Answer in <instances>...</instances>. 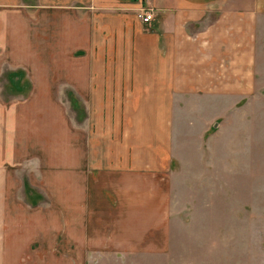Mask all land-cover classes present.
Instances as JSON below:
<instances>
[{
    "label": "crops",
    "instance_id": "crops-1",
    "mask_svg": "<svg viewBox=\"0 0 264 264\" xmlns=\"http://www.w3.org/2000/svg\"><path fill=\"white\" fill-rule=\"evenodd\" d=\"M4 77L0 264L121 263L198 210L182 169L261 109L264 0H0Z\"/></svg>",
    "mask_w": 264,
    "mask_h": 264
},
{
    "label": "rangeland",
    "instance_id": "rangeland-1",
    "mask_svg": "<svg viewBox=\"0 0 264 264\" xmlns=\"http://www.w3.org/2000/svg\"><path fill=\"white\" fill-rule=\"evenodd\" d=\"M2 80L1 100L13 108V88L5 87V77ZM29 93L32 88L24 97ZM255 104L263 109L253 110L249 130H243L248 122L245 112L236 115L238 120H223L217 159L212 146L213 156L209 151L205 160L212 162L211 170L202 167L203 163L182 169L196 178L189 186L201 191L198 210H191V205L189 210H170L166 237L153 236L154 241H149L153 244L145 250L149 253L123 256L116 264H264V101ZM237 130L239 133L232 135ZM24 171L32 168L23 166L19 171L24 195L31 202L40 197L29 187Z\"/></svg>",
    "mask_w": 264,
    "mask_h": 264
},
{
    "label": "built area",
    "instance_id": "built-area-1",
    "mask_svg": "<svg viewBox=\"0 0 264 264\" xmlns=\"http://www.w3.org/2000/svg\"><path fill=\"white\" fill-rule=\"evenodd\" d=\"M138 18L142 21V23L149 24L154 20V10L149 9L140 11V13L138 14Z\"/></svg>",
    "mask_w": 264,
    "mask_h": 264
}]
</instances>
